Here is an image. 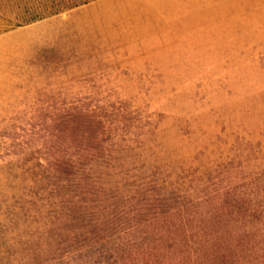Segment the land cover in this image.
<instances>
[{"label":"rangeland","instance_id":"rangeland-1","mask_svg":"<svg viewBox=\"0 0 264 264\" xmlns=\"http://www.w3.org/2000/svg\"><path fill=\"white\" fill-rule=\"evenodd\" d=\"M262 173L264 0H0V264H116Z\"/></svg>","mask_w":264,"mask_h":264},{"label":"trees","instance_id":"trees-1","mask_svg":"<svg viewBox=\"0 0 264 264\" xmlns=\"http://www.w3.org/2000/svg\"><path fill=\"white\" fill-rule=\"evenodd\" d=\"M103 243L116 264H264V173Z\"/></svg>","mask_w":264,"mask_h":264},{"label":"crops","instance_id":"crops-1","mask_svg":"<svg viewBox=\"0 0 264 264\" xmlns=\"http://www.w3.org/2000/svg\"><path fill=\"white\" fill-rule=\"evenodd\" d=\"M207 1H209V0H207ZM216 1L223 2L224 0H215V2H216Z\"/></svg>","mask_w":264,"mask_h":264}]
</instances>
